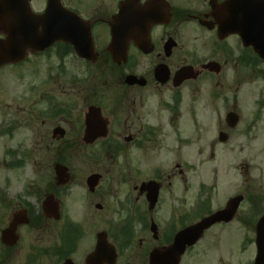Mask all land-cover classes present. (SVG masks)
Here are the masks:
<instances>
[{
	"label": "flooded vegetation",
	"instance_id": "obj_1",
	"mask_svg": "<svg viewBox=\"0 0 264 264\" xmlns=\"http://www.w3.org/2000/svg\"><path fill=\"white\" fill-rule=\"evenodd\" d=\"M48 3L30 0L33 15L25 0H6L0 14V41L9 24L25 44L22 28L39 14L46 18L31 38L42 37L30 42L55 37L0 66V137L23 135L27 157L56 156L45 181L28 183L22 196H10L1 175L0 264H86L99 220L117 261L131 248L149 264L181 229L238 197L228 219L182 256L203 237L213 248L218 230L237 256L232 264H255L264 243V0H57L50 30ZM79 149L90 171L78 193L63 160ZM56 162L67 166L65 185Z\"/></svg>",
	"mask_w": 264,
	"mask_h": 264
},
{
	"label": "rangeland",
	"instance_id": "obj_2",
	"mask_svg": "<svg viewBox=\"0 0 264 264\" xmlns=\"http://www.w3.org/2000/svg\"><path fill=\"white\" fill-rule=\"evenodd\" d=\"M39 66H44L43 63H37ZM24 66L21 67V70H29L27 64H22ZM59 83L55 86H58ZM24 140L23 135L20 136L18 134L14 135L11 140H8L6 136L0 137V180L1 175H7L9 177V188H10V196L13 195H23L24 190L27 188L28 183H33L38 181L41 185L47 175L53 171V163L55 162L56 156L50 151H43L42 153H34V156L27 157L24 154V150L21 148V143ZM43 146H46L47 142L42 141ZM49 143V142H48ZM14 148L18 151L17 154H13L8 157L7 152L9 148ZM6 152V155H5ZM58 156V155H57ZM16 161L14 164L10 165L11 161ZM72 163L73 166V174H75L74 179H71V185L75 188V192L79 189V181H81V186L84 185L85 178L89 175V169L87 168L89 165L86 163V152L84 149L78 150L76 153L72 154L69 158L64 159L65 163ZM192 163H197V160H190ZM70 163V164H71ZM15 166V167H14ZM14 169L9 171L10 169ZM7 169V170H6ZM39 178V180H37ZM191 191H192V202H194V213L197 216L201 215V209L195 210L200 205L201 192L199 191V180L197 175L191 176ZM76 185L79 186L76 188ZM79 193V191H78ZM217 199H213L211 204V209L216 206L222 205L224 202V197ZM198 205V206H197ZM247 204H244L246 207ZM247 209V208H246ZM244 209V211H246ZM101 218V217H100ZM102 219V218H101ZM97 228L99 230L105 229V225L103 221L99 220L97 223ZM211 238L213 237V248L205 246L209 242L210 238L207 241V237H203L201 241H199L195 247V250L190 255L182 256V261L180 264H232L234 259L237 257L234 253L232 254V249H224V245L222 244V237L218 230H215L211 234ZM90 249V248H89ZM88 248L86 250H89ZM124 250V254L128 253L127 258H118L117 264H125L127 262L126 259H129L133 256L135 260L131 262V264H138V255H136L135 249ZM137 258H136V257ZM82 259L78 261L81 262ZM137 260V261H136ZM76 261V259H75Z\"/></svg>",
	"mask_w": 264,
	"mask_h": 264
},
{
	"label": "water",
	"instance_id": "obj_3",
	"mask_svg": "<svg viewBox=\"0 0 264 264\" xmlns=\"http://www.w3.org/2000/svg\"><path fill=\"white\" fill-rule=\"evenodd\" d=\"M3 0H0V3ZM59 1V0H58ZM50 9H54L55 5L57 4V0H50ZM1 8V7H0ZM8 37L6 40L0 42V65L6 64L7 62H18V60H21L25 55L26 51L29 48H37L40 49L42 47L48 46L51 44V41L55 38L52 37L48 41L46 40L45 44H40V46H36L37 44L31 43L30 41L33 38H41L42 34L39 36H33L25 38V40L29 41L25 44H16L15 40L11 37V31L13 28L11 26H8ZM39 29V25L36 26V30ZM66 167L63 166L62 164L56 163L55 166V174L57 175V179L59 183H65L68 181L67 179V174L66 172ZM90 177L87 181L88 185H93L90 182ZM236 200L235 206L233 209H235L238 200ZM223 211H216L213 213L212 216L210 217H203L202 220L199 222L195 223L191 227H188L186 229L181 230L176 235V239L173 242V244L168 247V250H163V251H155L150 255V264H178L180 260V255L184 251L185 244L192 245L198 238H200L201 233L205 228L208 226L212 225L214 221H219L221 218V215L223 214ZM10 229H5L4 233L10 235L9 232ZM98 238V243L97 246L92 254H90L86 262L87 264H115L116 263V251L114 250L113 246H111L107 239L105 238V232H101L97 236ZM259 258L256 264H264V246L263 248L259 249ZM262 258V260H261ZM67 264H70L67 262Z\"/></svg>",
	"mask_w": 264,
	"mask_h": 264
}]
</instances>
